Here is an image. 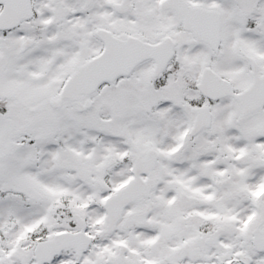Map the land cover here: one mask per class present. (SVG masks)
<instances>
[{
    "label": "snow or ice",
    "instance_id": "1",
    "mask_svg": "<svg viewBox=\"0 0 264 264\" xmlns=\"http://www.w3.org/2000/svg\"><path fill=\"white\" fill-rule=\"evenodd\" d=\"M0 264H264V0H0Z\"/></svg>",
    "mask_w": 264,
    "mask_h": 264
}]
</instances>
